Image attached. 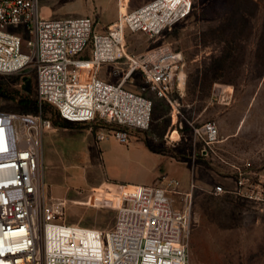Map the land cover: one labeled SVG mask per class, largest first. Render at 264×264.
Wrapping results in <instances>:
<instances>
[{
    "label": "built area",
    "instance_id": "1",
    "mask_svg": "<svg viewBox=\"0 0 264 264\" xmlns=\"http://www.w3.org/2000/svg\"><path fill=\"white\" fill-rule=\"evenodd\" d=\"M192 8L193 0H153L120 12L116 23L98 33L90 17H44L40 0H0V76L34 67L39 108L34 113L0 110V264H191L192 209L178 208L174 196L190 197L194 183L186 192L173 179L93 186L91 208L115 210L113 226L100 230L64 222L66 205L46 197L43 144L55 128L42 106H54L68 123L113 124L117 128L108 135L98 132L97 141L114 136L129 144L127 130L150 128L153 96L172 104L182 96L186 74L181 52L158 48L152 56H134L126 36L159 37L186 20ZM11 28L32 38L25 41ZM109 65L119 82L100 77ZM136 74L144 80L139 92L125 87ZM192 128L208 155L218 142L216 123ZM237 170L235 188L219 185L215 192L264 204V173L252 171L250 163Z\"/></svg>",
    "mask_w": 264,
    "mask_h": 264
},
{
    "label": "rangeland",
    "instance_id": "2",
    "mask_svg": "<svg viewBox=\"0 0 264 264\" xmlns=\"http://www.w3.org/2000/svg\"><path fill=\"white\" fill-rule=\"evenodd\" d=\"M132 1L40 0L44 17H90L98 33L116 23L120 12L142 7L132 6ZM9 30L23 35L25 41L32 38L24 29ZM126 48L134 56L158 48L181 52L186 74L182 96L172 104L153 96L150 128L127 130L129 144L121 145L114 136L102 141L104 168L96 136L98 132L108 135L117 127L105 121L59 126L55 109L42 106L55 128L49 136L67 133L91 142L90 147L77 140L69 146L64 138H53L62 153L47 167L46 197L66 205L65 223L107 230L115 222L116 211L91 208L96 196L88 195V177L104 180L105 172L144 185L173 179L180 182L182 192L194 183L190 197L174 196L178 208L190 205L192 209L190 263L264 264V204L215 192L219 185L233 190L237 169L248 163L252 171L264 173V0H193L186 20L153 39L128 33ZM113 67L107 69L116 83L120 79L113 76ZM143 86L140 74L125 84L135 92ZM21 99L36 101L34 67L0 76V110L39 112L38 107H22ZM206 122L216 123L219 129L218 142L207 149L208 155L192 128ZM141 143L161 155L149 154ZM101 185L104 182L95 187Z\"/></svg>",
    "mask_w": 264,
    "mask_h": 264
},
{
    "label": "crops",
    "instance_id": "3",
    "mask_svg": "<svg viewBox=\"0 0 264 264\" xmlns=\"http://www.w3.org/2000/svg\"><path fill=\"white\" fill-rule=\"evenodd\" d=\"M153 0H133L132 1V6L134 7H140V6H143L149 2H151ZM108 66H105L100 74V77L108 82H113L112 81V77L110 75V72H108V69H107ZM53 138H64V140L66 141V144L67 145H71L72 142L76 141L79 143V144H84L83 142H86L84 141L85 139H80L82 138L81 136H78L76 137L75 135H71V134H67V133H60V134H55L54 137H51L49 135H47L45 137V140H44V144H43V160H44V164H45V173H44V177H45V182L47 181L46 180V177H47V167L54 164V161H55V158L56 157H61V149L59 146H57L55 143H54V139ZM97 140V139H96ZM105 140V139H104ZM102 140V141H104ZM102 141H97V144L100 148V143ZM118 141V140H117ZM119 142V141H118ZM91 142L89 140H87L86 142V146L90 147V144ZM120 143V142H119ZM88 144V145H87ZM121 145H125V144H122L120 143ZM142 144V147L145 148L146 152H148L149 154H158V153H154L152 152L149 148H147L146 145H144L143 143ZM100 152H101V164L104 168V158H103V154H102V150L100 148ZM158 155H161V154H158ZM71 156H75V155H71ZM167 159H169L167 157ZM91 162L93 163V166L95 167V164L96 162L95 161H92ZM52 163V164H51ZM104 176H105V179L104 180H99L96 176H90L88 177V190H90L93 186L97 185V184H101L102 182L104 183H113V184H132V183H135V184H139V185H144L143 183L141 182H123L121 180H118L117 178L113 177V176H109L108 174H106L104 172Z\"/></svg>",
    "mask_w": 264,
    "mask_h": 264
},
{
    "label": "trees",
    "instance_id": "4",
    "mask_svg": "<svg viewBox=\"0 0 264 264\" xmlns=\"http://www.w3.org/2000/svg\"><path fill=\"white\" fill-rule=\"evenodd\" d=\"M5 96H7L8 98H15V97H16V96L8 95V94L5 95ZM19 103H20V105H21L22 107H24V108H27V107L29 108V107H32V106H34L35 108H37L36 101L33 102V101L28 100V99H21V100L19 101ZM43 106H44L45 108H46V107H53V108L55 109V111H56V115H57V117L59 118V121H56L55 124H57V125H59V126H67L68 124H70V123L64 121V120L60 117V114H59L58 110H57L54 106H52V105H50V104H48V103L43 104Z\"/></svg>",
    "mask_w": 264,
    "mask_h": 264
}]
</instances>
